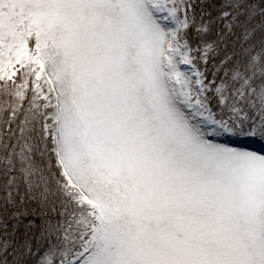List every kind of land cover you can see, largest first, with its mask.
Masks as SVG:
<instances>
[{"label":"snow or ice","instance_id":"1","mask_svg":"<svg viewBox=\"0 0 264 264\" xmlns=\"http://www.w3.org/2000/svg\"><path fill=\"white\" fill-rule=\"evenodd\" d=\"M0 264H264V0H0Z\"/></svg>","mask_w":264,"mask_h":264}]
</instances>
